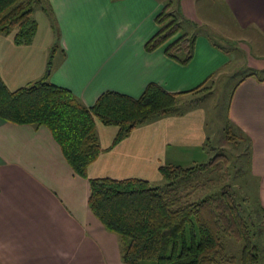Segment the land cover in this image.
<instances>
[{
  "label": "crops",
  "instance_id": "obj_1",
  "mask_svg": "<svg viewBox=\"0 0 264 264\" xmlns=\"http://www.w3.org/2000/svg\"><path fill=\"white\" fill-rule=\"evenodd\" d=\"M49 1L55 26L45 11L36 10L39 29L31 44L17 45L14 33L0 34L1 75L11 90L49 72L52 83L92 106L109 90L138 98L151 82L170 92H188L231 64L229 51L208 32H199L205 26L213 32L207 3L180 0L188 20L182 31L199 32L194 35L193 58L182 64L167 56L164 46L146 49L159 30L157 16L176 0ZM212 1L223 4L229 16L221 19L232 23L231 31L216 32L223 41L232 36L236 47L251 36L264 37V0ZM236 34L247 36L236 39ZM247 50L252 52L250 46ZM252 61L264 67L259 57ZM260 78L250 74L235 86L228 121L252 140L251 169L260 180L264 207V79ZM207 122L206 108L196 103L183 115L158 117L137 127L114 145L119 128L97 119L102 152L85 178L73 170L47 126L0 118V264H125L119 236L107 230L89 207V179L157 182L163 179L162 165L202 163L210 155Z\"/></svg>",
  "mask_w": 264,
  "mask_h": 264
},
{
  "label": "trees",
  "instance_id": "obj_2",
  "mask_svg": "<svg viewBox=\"0 0 264 264\" xmlns=\"http://www.w3.org/2000/svg\"><path fill=\"white\" fill-rule=\"evenodd\" d=\"M180 4L176 0L174 9L172 2L165 5L157 16L159 30L146 49L164 46L167 56L188 64L195 53L196 36L182 31L187 19ZM37 8L45 11L55 26L49 0H0V34L14 33L17 45L31 44L39 29ZM49 75L47 72L41 79L11 90L2 78L0 66V118L16 124L47 126L73 170L85 178L89 166L102 152L97 119L119 128L115 145L158 117L183 115L188 104L183 103V107L182 97L208 87L207 80L188 92H170L151 82L138 98L109 90L94 105L87 106L70 89L52 83ZM240 136L247 141L251 153V138L242 133ZM227 161L224 154H219L209 162L189 167L162 165V185L140 178H91L89 207L107 230L119 236L125 264H237L236 256L227 252V237L243 243L245 264H260L262 251L253 240L264 224L261 201L255 211L228 186L201 198L185 193L182 187L192 176L222 171Z\"/></svg>",
  "mask_w": 264,
  "mask_h": 264
},
{
  "label": "rangeland",
  "instance_id": "obj_3",
  "mask_svg": "<svg viewBox=\"0 0 264 264\" xmlns=\"http://www.w3.org/2000/svg\"><path fill=\"white\" fill-rule=\"evenodd\" d=\"M200 1L207 3V8L213 14L210 16L211 20L208 23L213 26V32L209 31V26L203 27L204 29H200L199 32H208L215 42L229 51L227 54L232 61L219 75L209 80L207 89L197 94H186L182 97L181 102L183 107V103L187 102L188 105L184 107L187 110L193 106L194 103L192 101L199 99L200 102H198L203 104L207 110V125L210 136L208 147L210 155L202 160V163L209 162L210 159L216 158L219 154H224L228 161L227 165L224 164L222 171H207L199 176H192L182 183V187L185 193L191 192L193 197L201 198L210 194L219 193L222 188L228 186L239 200L256 211L261 201L259 196L260 180L252 173V154L248 150L247 141L241 139L242 137L237 129L232 128L228 121V114L231 94L235 86L244 77L252 73L261 77L264 76V67L255 66V63L252 61L257 57H259V61H264V37H261L259 34L257 36L250 35L254 38H249L246 42L236 47L237 42L233 41L232 36L227 38L225 40L226 42L223 41L222 37L218 36L216 32H221L224 28L228 32L231 31L228 29L230 27L232 28V23L229 22V19H221L229 16V13L224 9L223 4L221 5L219 2L214 3L212 0H197L199 3ZM174 5L175 2H173V9ZM36 10L39 11V8ZM199 32L196 29L191 32L188 28L186 33L194 36L198 35ZM180 34H177L176 37ZM242 36H247V34H243ZM242 36L236 34L234 38L237 39ZM245 43L252 48L251 53L247 50L249 46ZM260 58L262 59L260 60ZM229 137H235L236 139ZM153 183L162 185L165 183V180L162 179ZM256 214L257 212H255V216ZM257 230L260 233L253 242L255 245L260 246L262 251L260 264H264V224H261ZM226 244L227 252L236 256L238 260L237 264H245L243 261V243L237 242L234 238L227 237Z\"/></svg>",
  "mask_w": 264,
  "mask_h": 264
}]
</instances>
